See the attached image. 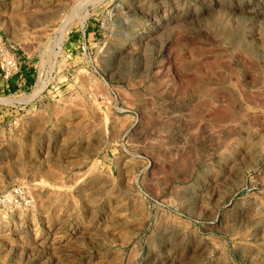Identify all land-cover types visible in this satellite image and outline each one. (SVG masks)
Wrapping results in <instances>:
<instances>
[{
    "label": "rangeland",
    "instance_id": "obj_1",
    "mask_svg": "<svg viewBox=\"0 0 264 264\" xmlns=\"http://www.w3.org/2000/svg\"><path fill=\"white\" fill-rule=\"evenodd\" d=\"M16 188L0 264H264V0H0Z\"/></svg>",
    "mask_w": 264,
    "mask_h": 264
},
{
    "label": "built area",
    "instance_id": "obj_2",
    "mask_svg": "<svg viewBox=\"0 0 264 264\" xmlns=\"http://www.w3.org/2000/svg\"><path fill=\"white\" fill-rule=\"evenodd\" d=\"M23 197V192L19 188L10 190L0 196V208L10 212L21 205ZM23 204H25V201Z\"/></svg>",
    "mask_w": 264,
    "mask_h": 264
}]
</instances>
